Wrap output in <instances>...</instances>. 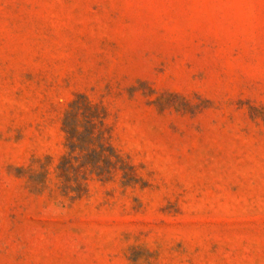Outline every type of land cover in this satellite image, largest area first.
<instances>
[{"label":"rangeland","instance_id":"obj_1","mask_svg":"<svg viewBox=\"0 0 264 264\" xmlns=\"http://www.w3.org/2000/svg\"><path fill=\"white\" fill-rule=\"evenodd\" d=\"M0 264H264V0H0Z\"/></svg>","mask_w":264,"mask_h":264}]
</instances>
